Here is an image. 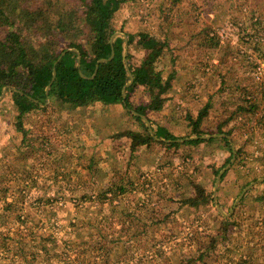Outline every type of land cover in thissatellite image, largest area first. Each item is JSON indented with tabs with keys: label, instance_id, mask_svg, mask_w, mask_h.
<instances>
[{
	"label": "rangeland",
	"instance_id": "rangeland-1",
	"mask_svg": "<svg viewBox=\"0 0 264 264\" xmlns=\"http://www.w3.org/2000/svg\"><path fill=\"white\" fill-rule=\"evenodd\" d=\"M248 1L239 11L237 0L121 3L115 35L169 43L157 69L171 86L160 108L140 118L121 103L37 111L24 119L33 143L20 152L17 112L3 95L0 191L13 204L2 210L0 201V264H59L75 254V264H264V31L243 11ZM204 27L219 38L217 49L191 41ZM136 42L134 64L146 55ZM238 100L254 106L238 114ZM151 101L142 86L130 96L134 105ZM200 111L199 135L208 140L185 144L198 134L190 120ZM169 136L180 144L169 145ZM45 137L49 144L37 149ZM25 172L33 179L23 181ZM112 182L125 185V197L105 201ZM196 187L206 200L191 207ZM20 190L51 199L30 201ZM19 206L29 228L16 219ZM67 239L75 244L64 254ZM42 247L34 260L29 254Z\"/></svg>",
	"mask_w": 264,
	"mask_h": 264
},
{
	"label": "trees",
	"instance_id": "trees-1",
	"mask_svg": "<svg viewBox=\"0 0 264 264\" xmlns=\"http://www.w3.org/2000/svg\"><path fill=\"white\" fill-rule=\"evenodd\" d=\"M123 1L0 0V94L5 89L4 96H8L15 106L16 129L21 132L20 152L28 151V147L33 143L28 130L23 128L24 119L37 111L47 112L57 107L59 111H63L62 113H69L78 108H86L95 102L104 105L121 103L124 108L135 112V116L140 118L149 110L160 108V96L171 86V77L163 79L161 70L157 69V63L160 62L169 43L166 38L161 39L150 34L144 36L136 34L132 37L126 33L127 41L125 34L115 35L118 29L115 28L114 19ZM199 1L202 5L209 2ZM242 1L237 0L238 11L243 7ZM244 8L243 11L248 14L251 23L261 26L264 31V7L261 0L244 2ZM221 11V16L224 17L227 11L225 8ZM198 33H204L205 38L200 40L197 37ZM192 36L191 41L198 40L197 46L204 47L201 44L203 43L206 45L205 49L214 50L220 46L219 38L209 27L202 28ZM135 39L146 51L145 58L137 64L131 62L129 53V45ZM129 73L132 76L131 82ZM141 86L148 90L152 101L134 105L130 102V96ZM246 93L249 95L250 91ZM244 97L245 95L242 96ZM248 103L251 105L241 106L238 100V114L247 110L245 107L254 106L253 103ZM202 114L200 111L196 119L190 120L193 130L198 134L183 138L185 144H197L208 140L199 135L197 124L200 123ZM128 134L131 135L133 132ZM168 138L169 145L180 144L173 137ZM48 142L47 137L38 141L37 149L44 148ZM19 175L23 181L31 179L30 177L33 179L32 174L28 172ZM22 191L23 194L29 195V191ZM125 191L123 183L112 182L100 195L105 201L111 202L113 199L125 197ZM94 193L88 192L87 195L92 197ZM203 193L201 188L196 187V194L192 196L193 198H187L186 203L196 207L197 201L206 200ZM7 198V192L1 190L2 210L10 209L13 204L7 201ZM50 199L45 198L44 193L29 195L30 201L48 202ZM17 211V221L29 228L22 206H19ZM69 223L74 225L70 220ZM74 244V240L67 239V247L63 249L65 252H62L67 254L66 251ZM44 250L45 254L47 249L42 247L29 255L37 260ZM20 251L24 255L28 254L24 248H20ZM95 254L101 255V252ZM63 258L59 264H75L80 259L79 254L72 258L70 255ZM44 262H48L47 258H44Z\"/></svg>",
	"mask_w": 264,
	"mask_h": 264
},
{
	"label": "water",
	"instance_id": "water-1",
	"mask_svg": "<svg viewBox=\"0 0 264 264\" xmlns=\"http://www.w3.org/2000/svg\"><path fill=\"white\" fill-rule=\"evenodd\" d=\"M126 49H127V44H126V42H125V53L124 54H126ZM111 57V56H110ZM53 76H54V72H53ZM129 76H130V82L132 81V76H131V74L129 73ZM129 82V83H130ZM128 83V84H129ZM127 85V84H126ZM47 91V90H46ZM4 93H5V89L2 91V93L0 94V99L3 97V95H4ZM122 95L124 96V88H123V90H122ZM224 170V169H223ZM222 170V171H223ZM222 171L218 174V176H217V180L219 179V177H220V175H221V173H222ZM217 180H216V182H217ZM244 190H245V188H244ZM244 190L242 191V193L240 194V196L238 197V199L243 195V193H244Z\"/></svg>",
	"mask_w": 264,
	"mask_h": 264
}]
</instances>
